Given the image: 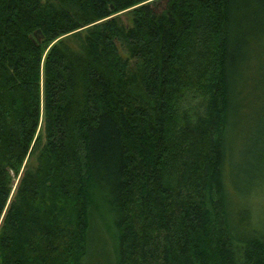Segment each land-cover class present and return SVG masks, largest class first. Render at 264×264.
Wrapping results in <instances>:
<instances>
[{
    "label": "trees",
    "instance_id": "16d2710c",
    "mask_svg": "<svg viewBox=\"0 0 264 264\" xmlns=\"http://www.w3.org/2000/svg\"><path fill=\"white\" fill-rule=\"evenodd\" d=\"M146 1L0 0V264H264V0Z\"/></svg>",
    "mask_w": 264,
    "mask_h": 264
},
{
    "label": "rangeland",
    "instance_id": "374dc122",
    "mask_svg": "<svg viewBox=\"0 0 264 264\" xmlns=\"http://www.w3.org/2000/svg\"><path fill=\"white\" fill-rule=\"evenodd\" d=\"M149 1V0H147ZM146 1V2H147ZM151 1V0H150ZM129 8L128 9H124L122 11H118L116 13H114L113 15L115 16H118L120 19L122 20H125L126 18V13L128 12ZM91 25V24H90ZM90 25H87V26H90ZM87 26H85V28H87ZM85 28H82L80 30H78L77 33H79V37L80 39H82L85 35H86V31L87 29ZM72 34H69L67 37H68V43L71 42V47H73L74 49L77 48L79 49L80 47V41L76 38L73 37V35L71 36ZM63 38V37H62ZM50 48V46H49ZM48 48V49H49ZM47 49V50H48ZM46 50V52H47ZM254 99V97L252 98V100ZM251 100V101H252ZM189 102V101H188ZM195 105V103L193 102H189V105H183V109L186 110L188 108H192L193 106ZM251 106H248V110L245 111L243 117H242V122L240 123V125L238 127L239 130L237 133H235V139H237L236 141L238 142L240 139L242 140V142H240L239 144L242 146V149L246 147L247 145V142L249 141V137H250V129L252 127H255V125H258V123H263V124H260L258 125L261 129H264V117H258L255 115V113L252 111V109L250 108ZM258 122V123H257ZM257 126V127H258ZM262 126V127H261ZM39 132L41 133L42 132V122H40V128H39ZM260 133H264V131H261ZM263 174V173H262ZM20 176V175H19ZM262 175L260 174L259 177H253V178H250L248 182H252L254 180H257L256 182H254L253 185H256V183L258 185H261V191L259 192V196H258V199H259V207H257L256 209V212L253 210V213L255 214L254 215V223L257 224V225H264V179L261 178ZM19 177L15 180L13 186H12V191H11V195H10V199L12 198L13 194H14V190H15V187H16V184H17V181H18ZM249 184V183H248ZM252 187V186H251Z\"/></svg>",
    "mask_w": 264,
    "mask_h": 264
},
{
    "label": "water",
    "instance_id": "95a60500",
    "mask_svg": "<svg viewBox=\"0 0 264 264\" xmlns=\"http://www.w3.org/2000/svg\"><path fill=\"white\" fill-rule=\"evenodd\" d=\"M111 8H112V5H111ZM33 36H34V39L37 40V41H40L41 38H42V35H41L39 30L35 31Z\"/></svg>",
    "mask_w": 264,
    "mask_h": 264
}]
</instances>
